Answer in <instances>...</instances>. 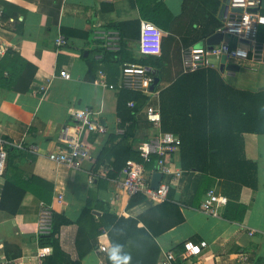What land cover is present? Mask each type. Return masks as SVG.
Listing matches in <instances>:
<instances>
[{
  "label": "crops",
  "instance_id": "crops-1",
  "mask_svg": "<svg viewBox=\"0 0 264 264\" xmlns=\"http://www.w3.org/2000/svg\"><path fill=\"white\" fill-rule=\"evenodd\" d=\"M161 3L166 14L155 21L156 12L162 10L158 7ZM223 4L224 0H0L2 16L10 15L8 22L0 20V60L11 49L37 67L28 92L0 88V138L12 144L7 148L5 168L0 175V264L20 261L24 264H106L112 248L109 237L112 216L139 220L140 228L145 226L143 220L156 221L154 213L149 211L157 204L146 200L129 208L131 197L117 195L113 182L116 177L112 174L123 164L122 158L117 166L114 155L105 158L104 163H97L106 147L116 149L122 145L119 139L111 140L112 136L122 134L117 133L120 128L118 92L94 83L100 70L110 82L116 79L109 63L100 65L103 55L97 51L103 47L95 38L96 33L118 31L122 49L124 45L125 51L138 57L142 55L138 48L142 21L161 28L164 31L162 53L146 59L143 66L158 73L161 59L163 88L183 74L182 50L191 44L206 45L209 37H202L206 18L213 15L223 23L224 18L220 17ZM64 30L85 32L88 36L69 37L64 46L58 47L55 40L64 35ZM259 34L264 38V26L260 27ZM247 48L244 44L241 46V49ZM214 67L220 71V63ZM262 68L264 65L245 67L253 72ZM64 70L71 74V80L61 77ZM221 74L226 82L228 77L233 79L230 85L237 89L264 90V74L249 88L237 85L236 72L226 70ZM42 88L45 90L41 91ZM149 104L160 108L158 93L150 96L148 104L137 115L139 127L129 144L136 156L139 145L157 134L147 118ZM85 107L101 112L99 118L107 134L85 133L91 157L81 169L57 165L48 154L57 150L61 132L76 124L74 114ZM244 140L247 158L258 163V187L228 186V196L222 181L182 170L179 152L169 156L170 165L182 170L172 189L175 200L181 204L184 222L158 236H132L127 244L129 264H160L169 250L182 254L187 240L206 241L208 247L185 264H264V135L244 134ZM29 146L36 147L37 151ZM148 170L153 177L155 164ZM101 171L108 172L104 176L100 175ZM92 175L93 183L90 182ZM210 188L228 199L217 217L201 210ZM58 195L64 196L61 202L57 200ZM41 202L50 204L54 213L64 214L72 222L60 232L63 255L54 254L51 246L40 245ZM101 245H107L109 252H101ZM178 251L181 252L178 254ZM244 253L248 260L241 262L239 256ZM121 263L126 261L123 259Z\"/></svg>",
  "mask_w": 264,
  "mask_h": 264
},
{
  "label": "trees",
  "instance_id": "trees-1",
  "mask_svg": "<svg viewBox=\"0 0 264 264\" xmlns=\"http://www.w3.org/2000/svg\"><path fill=\"white\" fill-rule=\"evenodd\" d=\"M158 7L162 10L156 12L155 21L166 14L163 3ZM261 12L264 14V10ZM2 19L8 22L10 15L4 14ZM14 20L18 21V19ZM222 26L221 20L213 15L208 16L203 24L205 28L203 39L214 35L216 30ZM111 28L116 29L115 26ZM63 33L66 38L88 36V33L72 30H64ZM259 39L264 41L260 34ZM97 54L103 55L100 65L109 63L112 66L116 79L110 82L107 78L109 84L119 82L122 66L125 63H136L143 66L146 59L153 57L151 55L136 57L134 53L125 51L124 45L119 52H107L103 48L99 49ZM159 62L157 72L160 81L155 90H159L162 131L180 137L179 155L182 170L194 171L206 178L218 179L223 182L226 189L228 186L235 189L244 186L257 189L259 167L255 160L247 158L244 134L264 135V90L252 92L237 89L224 80L217 68L211 66L195 72L180 74L168 86L161 88L162 63L160 58ZM36 72L35 65L24 59L19 52L9 49L0 60V88L26 93L34 81ZM116 92H118L117 116L120 119V128L124 129V134L119 137L112 136L111 140L119 139L122 145L116 149L106 147L97 161L98 164L104 163L105 158L114 155L115 166H117L120 159H123V164L116 167L112 177H117L128 160L142 161L140 155L136 156L129 144L139 127L137 115L150 99V96L129 90L122 89ZM130 102H134V107L129 106ZM155 163L156 157H153L147 169ZM211 189L206 191L205 196ZM229 190L225 192L227 196ZM145 201V195H134L130 198L128 207H135ZM87 210L84 209V211ZM149 213H154L152 216L156 221L150 223L143 220L145 226L141 228L138 227L139 220L111 217L109 237L112 248L106 264H122L123 259L126 264H129L127 244L132 236L151 237L150 234L158 236L184 222L181 204L175 200L173 189L168 199L153 206ZM71 224V220L64 214L54 213L52 233L41 236L40 245L51 246L54 254L63 255L60 246V232L63 226ZM67 264L80 263L67 262Z\"/></svg>",
  "mask_w": 264,
  "mask_h": 264
},
{
  "label": "built area",
  "instance_id": "built-area-1",
  "mask_svg": "<svg viewBox=\"0 0 264 264\" xmlns=\"http://www.w3.org/2000/svg\"><path fill=\"white\" fill-rule=\"evenodd\" d=\"M241 9L242 13H236L233 10ZM257 10V11H251ZM260 2L258 0H230L228 10L223 15V26L218 32L222 33L224 38L218 44L210 48L207 45L197 47L190 46L182 50L183 73L195 72L201 68L214 67L220 63L223 56L226 57L227 64H235L239 67H254L264 65V41L259 39V29L264 26V14L261 12ZM0 20L2 13L0 12ZM164 31L155 24L142 21L141 35L139 40V53L142 55L160 56L162 53V39ZM97 40L101 41L102 47L107 52H119L122 50V37L118 31H99L96 33ZM236 40V46L233 41ZM56 41L58 47L67 43V38L60 34ZM248 47L241 49L242 45ZM61 77L65 80H71L72 76L66 70L61 72ZM155 81V74L145 66L136 63H125L122 66L121 76L117 84L107 82L106 73L102 70L98 72V77L94 83L103 88L119 91L129 90L142 93L147 96L157 94L156 90L151 91V86ZM45 90L42 88L41 91ZM134 107V102L129 103ZM100 111L91 107H85L74 114L76 124L67 126L61 132L60 146L56 151L49 153L48 158L57 165H64L71 169H81L84 163L90 160L91 147L85 142L86 132L107 134V128L100 121ZM147 118L157 130V134L144 141L138 147L141 162L128 160L125 167L117 174L113 180L118 196L127 195L132 197L137 194H143L146 200L153 204H160L168 199L172 189V183L180 175V169H174L168 159L171 154H176L180 150L181 139L179 136L162 131V117L160 108L152 105L147 106ZM118 134H124V129L118 128ZM12 145L4 138H0V175L3 174L7 148ZM32 151H37L34 146H29ZM156 157V172L162 175L157 189L151 187L152 173L147 169V165ZM108 171H101L100 175ZM94 176L90 177L93 183ZM63 195H58L57 200L61 202ZM228 199L219 195L214 189L207 192L201 206V210L206 215L217 217L222 208L227 205ZM54 210L50 204L41 202L40 220L38 224V236H47L53 230ZM208 247L206 241L196 243L187 240L183 243V252L177 255L173 250L164 253L160 264H185L193 257H198L202 251ZM100 251L108 253L107 245H101ZM241 262L248 260V256L240 254ZM3 264H24L20 262H5Z\"/></svg>",
  "mask_w": 264,
  "mask_h": 264
},
{
  "label": "water",
  "instance_id": "water-1",
  "mask_svg": "<svg viewBox=\"0 0 264 264\" xmlns=\"http://www.w3.org/2000/svg\"><path fill=\"white\" fill-rule=\"evenodd\" d=\"M258 1L260 2V8L262 10H264V0H258ZM229 3H230V0H224V4H223V7L221 9V14H220L221 18H223L224 13L228 10ZM233 11L236 13H242L243 12V10H241V9H235ZM251 11H257V10H251ZM223 38H224L223 34L218 32L206 40V45L209 46L210 48H212L214 45H218L223 40ZM236 43H237L236 40H234L233 41L234 47L236 46ZM203 45H204V43H200L197 45V47H202ZM226 70L238 72L240 70V67L238 65L231 64V63L227 64L226 57L223 56L221 58V61H220V72L224 73ZM153 73L155 74V81L151 86V91L155 90L156 86L158 85V83L160 81V79L158 77V73H156V72H153ZM161 177H162V175L158 172L153 174L152 181H151V187L153 189H157V187L160 183Z\"/></svg>",
  "mask_w": 264,
  "mask_h": 264
},
{
  "label": "rangeland",
  "instance_id": "rangeland-1",
  "mask_svg": "<svg viewBox=\"0 0 264 264\" xmlns=\"http://www.w3.org/2000/svg\"><path fill=\"white\" fill-rule=\"evenodd\" d=\"M226 74L227 72L225 73V75ZM236 74H238V86L242 88L254 87L257 79L260 78L262 74H264V68L259 70V72H253L252 70H246L245 67H242L239 72H236ZM227 82L229 84H233V79H230L228 77Z\"/></svg>",
  "mask_w": 264,
  "mask_h": 264
},
{
  "label": "clouds",
  "instance_id": "clouds-1",
  "mask_svg": "<svg viewBox=\"0 0 264 264\" xmlns=\"http://www.w3.org/2000/svg\"><path fill=\"white\" fill-rule=\"evenodd\" d=\"M130 259V258H129Z\"/></svg>",
  "mask_w": 264,
  "mask_h": 264
}]
</instances>
